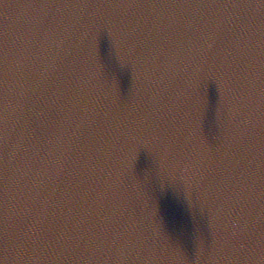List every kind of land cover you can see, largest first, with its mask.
Instances as JSON below:
<instances>
[{
	"label": "water",
	"instance_id": "95a60500",
	"mask_svg": "<svg viewBox=\"0 0 264 264\" xmlns=\"http://www.w3.org/2000/svg\"><path fill=\"white\" fill-rule=\"evenodd\" d=\"M0 35V264H264L260 0H0Z\"/></svg>",
	"mask_w": 264,
	"mask_h": 264
},
{
	"label": "snow or ice",
	"instance_id": "6c2138e0",
	"mask_svg": "<svg viewBox=\"0 0 264 264\" xmlns=\"http://www.w3.org/2000/svg\"><path fill=\"white\" fill-rule=\"evenodd\" d=\"M77 3H90L91 0H76ZM104 3H121V4H143V3H174L189 5L192 3H247L250 0H103ZM71 3V2H70ZM260 4H264V0H260ZM2 35H0V251L3 252L4 247V222H3V129H4V96H3V84L5 78V71L3 66V56H2Z\"/></svg>",
	"mask_w": 264,
	"mask_h": 264
}]
</instances>
